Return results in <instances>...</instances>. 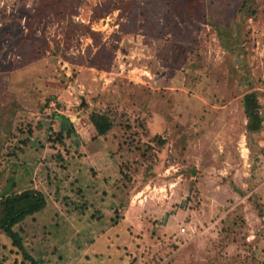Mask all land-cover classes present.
<instances>
[{"label": "rangeland", "instance_id": "rangeland-1", "mask_svg": "<svg viewBox=\"0 0 264 264\" xmlns=\"http://www.w3.org/2000/svg\"><path fill=\"white\" fill-rule=\"evenodd\" d=\"M252 91L264 119V0H0V97L19 106L0 195L47 200L26 222L28 254L261 264L264 122L250 134L242 105ZM95 112L113 123L105 136Z\"/></svg>", "mask_w": 264, "mask_h": 264}, {"label": "trees", "instance_id": "trees-1", "mask_svg": "<svg viewBox=\"0 0 264 264\" xmlns=\"http://www.w3.org/2000/svg\"><path fill=\"white\" fill-rule=\"evenodd\" d=\"M243 7H245V3L242 4V8ZM242 105L247 119V131L250 134L261 131L264 119L258 93L256 91L246 93L242 98ZM18 107L17 104L16 108L13 100L1 102L0 97V147H3L12 134V126L14 125L17 111H19ZM55 117L67 121L70 127L68 133L74 131L68 117L54 113V118ZM90 118L99 136L107 135L113 128V123L108 114L95 112L91 113ZM32 136L29 135L30 138L25 144H28V142L32 140ZM58 140L63 141L61 132L58 133L57 141ZM14 185L13 183L11 189ZM46 203L47 200L45 195L34 188H28L21 192H15L9 189L7 193L0 195V234L6 235L12 241V245L18 251L23 252L25 259L29 260L31 264L36 263L25 248V225L28 218L36 216L45 209ZM6 248L7 246L0 243V264H16L11 261L9 255L3 254ZM261 264H264V257L261 259Z\"/></svg>", "mask_w": 264, "mask_h": 264}, {"label": "built area", "instance_id": "built-area-1", "mask_svg": "<svg viewBox=\"0 0 264 264\" xmlns=\"http://www.w3.org/2000/svg\"><path fill=\"white\" fill-rule=\"evenodd\" d=\"M184 230V229H183Z\"/></svg>", "mask_w": 264, "mask_h": 264}]
</instances>
